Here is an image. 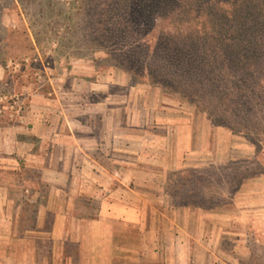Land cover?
I'll list each match as a JSON object with an SVG mask.
<instances>
[{"label": "rangeland", "instance_id": "obj_1", "mask_svg": "<svg viewBox=\"0 0 264 264\" xmlns=\"http://www.w3.org/2000/svg\"><path fill=\"white\" fill-rule=\"evenodd\" d=\"M140 1L0 0V128L28 141L30 113L79 111L83 101L90 107L107 102L120 112L145 99L151 111L164 104L191 113L192 163L202 166L171 174L168 190L183 197L177 204L228 210L223 218L244 239L240 264H264V96L253 99L242 84L246 98L233 102L234 114L211 121L201 108L222 104L240 79L235 67L217 64L203 44L195 43L194 52L191 20L174 26L163 13L130 20V6ZM171 15L186 17L180 10ZM183 44L187 57L178 68L171 50ZM218 73L227 75L220 87L211 83ZM164 76L180 85L160 86ZM180 88L187 93H177ZM247 193L254 209L238 214ZM231 239L224 244L228 252ZM204 257L200 249L196 258L204 263Z\"/></svg>", "mask_w": 264, "mask_h": 264}, {"label": "crops", "instance_id": "obj_2", "mask_svg": "<svg viewBox=\"0 0 264 264\" xmlns=\"http://www.w3.org/2000/svg\"><path fill=\"white\" fill-rule=\"evenodd\" d=\"M142 101L30 113L28 141L0 128V264H240L228 210L168 190L171 174L202 166L192 114ZM246 196L238 214L254 209Z\"/></svg>", "mask_w": 264, "mask_h": 264}, {"label": "trees", "instance_id": "obj_3", "mask_svg": "<svg viewBox=\"0 0 264 264\" xmlns=\"http://www.w3.org/2000/svg\"><path fill=\"white\" fill-rule=\"evenodd\" d=\"M129 10L130 20L141 17V14L151 20L155 14L161 13L164 14L165 20L174 26L190 24L191 20L196 26L195 29H190V35L195 40L192 45L194 52L200 47L199 44H203L205 50L216 54L215 58L219 59L215 61L217 64L229 63L235 67L234 72L239 74L240 79L237 80L238 84L237 81L231 82L232 91L225 94L222 104H211V109L201 108L211 121L234 114L233 102H236L238 96L246 98L243 88L240 87L242 84L245 85L244 91L250 92L253 99L260 100L264 96V0H141L139 4L131 5ZM178 10L185 12L186 17L175 19V15L171 13ZM185 47L188 46L183 44L181 48L176 46L171 50L178 68L185 63ZM205 50L203 49V52L208 54ZM195 56L199 57L197 52ZM226 77L225 73L223 76L221 73L215 74L211 83L220 87L219 83L226 81ZM157 84L164 87L169 84L180 85L173 78L170 80L166 76L164 81H158ZM195 86L197 85L192 82L189 88L194 89ZM176 92L187 93L182 88L176 89ZM186 98L199 108L195 100Z\"/></svg>", "mask_w": 264, "mask_h": 264}]
</instances>
